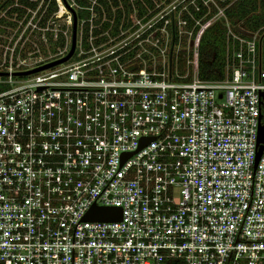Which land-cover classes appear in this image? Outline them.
I'll use <instances>...</instances> for the list:
<instances>
[{
  "label": "built area",
  "instance_id": "1",
  "mask_svg": "<svg viewBox=\"0 0 264 264\" xmlns=\"http://www.w3.org/2000/svg\"><path fill=\"white\" fill-rule=\"evenodd\" d=\"M201 1L216 11L189 26L193 0L162 13L129 0L131 14L121 0H0L15 26L0 37V264H264V24ZM73 14L71 57L14 75L69 51ZM213 18L224 73L201 78ZM25 37L49 55L29 61ZM93 206L120 218H86Z\"/></svg>",
  "mask_w": 264,
  "mask_h": 264
},
{
  "label": "trees",
  "instance_id": "2",
  "mask_svg": "<svg viewBox=\"0 0 264 264\" xmlns=\"http://www.w3.org/2000/svg\"><path fill=\"white\" fill-rule=\"evenodd\" d=\"M79 3H84V0H77ZM160 1V0H159ZM175 0H163V4H168ZM190 0H186L189 2ZM195 4L199 7L198 10H195L194 5L188 3L185 10H181V16L186 18L189 26L192 25L190 15L194 17H202L208 11L207 6L203 5L201 0H193ZM114 5H117L118 0H112ZM124 10L127 14H131V3L129 0H121ZM148 5H152L151 0H145ZM136 3H140L136 1ZM220 6L224 7V14L231 23H236L242 21L244 26L248 28H257L260 25L264 24V0H234L229 3L228 0L221 1ZM106 5V4H105ZM4 5L0 3V8ZM209 12L205 15L204 19L210 17L215 11V7L210 4ZM181 5H177L175 11H171L168 16L175 14ZM55 9L54 4L51 3L48 11ZM108 9V7H107ZM155 10H158L155 9ZM108 13L109 10H108ZM122 11L118 10L117 14L121 15ZM4 23V19L0 17V24ZM197 28L194 29L196 31ZM64 44V38L58 36L56 39H53L51 36L47 37V47L50 48L52 52L56 51V47H62ZM41 47L45 49V45L41 42ZM46 52V51H45ZM199 76L201 78H220L224 73V64H225V27L224 21L218 19L210 24L204 29L201 34L199 41ZM6 88V84L0 83V91Z\"/></svg>",
  "mask_w": 264,
  "mask_h": 264
},
{
  "label": "water",
  "instance_id": "3",
  "mask_svg": "<svg viewBox=\"0 0 264 264\" xmlns=\"http://www.w3.org/2000/svg\"><path fill=\"white\" fill-rule=\"evenodd\" d=\"M74 19H73V29H72V39H71V46L69 51L62 57L54 59L52 61L43 63L39 66L33 67L31 69L28 70H24V71H17L14 72V75H28V74H32L34 72L55 66L57 64H60L62 62H65L66 60H68L71 55L74 52L75 49V40H76V32H75V25H76V21H75V15L73 14ZM1 75H7L6 72H0V76ZM263 93L261 92V95ZM261 117H263V121L260 122L259 127H258V134H257V143H258V149H257V153H256V160L258 159L259 155L261 154L262 149L264 148V114L262 115L260 113L259 115V120H261ZM86 218H90V219H97V220H105L108 218H112V219H119L120 218V208L119 207H96L93 206L89 212L86 214Z\"/></svg>",
  "mask_w": 264,
  "mask_h": 264
},
{
  "label": "rangeland",
  "instance_id": "4",
  "mask_svg": "<svg viewBox=\"0 0 264 264\" xmlns=\"http://www.w3.org/2000/svg\"><path fill=\"white\" fill-rule=\"evenodd\" d=\"M156 1V3H155V6L157 7V6H159L160 5V11L158 12V13H162V12H168L170 9H172L173 8V6H172V4H173V2H171V3H168V4H163V0H155ZM181 0H179V2H180ZM214 1V0H213ZM185 3L184 2H182L181 3V5H184ZM214 20H216V18H213V19H210V21H209V25L210 24H212L213 23V21ZM14 29H15V26H13L12 24H8V25H6V23L4 22V23H1L0 24V37L2 38V39H5L6 40V42L5 43H7V41L13 36V33H14ZM6 34V35H5ZM1 38H0V41H1ZM38 37H30V38H27V37H25V38H23L22 40H21V42H20V47H22V45L24 44H22V42H24L25 41V44H24V46L26 47L25 49H23L22 51H21V53H24V55L26 56V57H31L30 58V60L29 61H32L34 58H35V56L36 57H39V56H41L42 58H44V57H46L47 55H49L48 53L46 54H44L43 52H45V50H43V48L41 47V42L37 39ZM3 42V41H2ZM34 43L37 45V47H39V49H40V52H37V50H36V53H32V52H28V51H30L33 47H34ZM3 44H4V42H3ZM45 46H46V44L45 43H43ZM42 48V49H41ZM2 49H3V47H2ZM2 53V51H1V49H0V55H2L1 54ZM8 85H6V87H7Z\"/></svg>",
  "mask_w": 264,
  "mask_h": 264
}]
</instances>
